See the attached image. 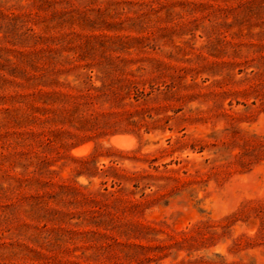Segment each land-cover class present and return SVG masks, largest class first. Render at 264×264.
<instances>
[{
	"label": "rangeland",
	"instance_id": "obj_1",
	"mask_svg": "<svg viewBox=\"0 0 264 264\" xmlns=\"http://www.w3.org/2000/svg\"><path fill=\"white\" fill-rule=\"evenodd\" d=\"M84 46L112 51L68 50ZM45 49L124 64L149 93L127 108L157 122L53 144L42 174L0 163V264H264V0H0V121L15 90L2 80ZM89 154L90 175L78 174ZM108 166L147 196L132 181L133 194L104 196L117 189ZM93 210L117 227L89 223Z\"/></svg>",
	"mask_w": 264,
	"mask_h": 264
},
{
	"label": "trees",
	"instance_id": "obj_2",
	"mask_svg": "<svg viewBox=\"0 0 264 264\" xmlns=\"http://www.w3.org/2000/svg\"><path fill=\"white\" fill-rule=\"evenodd\" d=\"M61 50L45 49L30 54L21 53L23 59H28L25 68L11 67L9 75L13 79L2 80V85H10L15 90H12L13 93L7 99L8 106L2 109L0 128H4L5 131L1 136L3 140L1 147L6 152L0 153V163L9 162L24 169L33 166V173L42 174L48 165L44 154L53 144L69 150L80 143L108 134H135L141 127L148 128L150 124L157 122L142 109L127 108L128 106L132 108L133 102L138 103L149 93H145L135 73L127 71L124 64L112 62L100 67L88 63L80 65L77 59L62 57ZM68 50L78 53L80 59L112 51L103 46L100 48L84 46ZM39 61H42L40 65ZM80 69H85V72L79 71ZM93 71H96L94 77L100 82L99 85L92 81ZM69 75H72V80L68 79ZM150 87L153 88L152 85ZM172 87L174 85H166V90ZM18 88L26 92H18ZM25 148L36 149L33 160L27 159V164L23 161V158L27 157ZM78 160L82 165L78 174L90 175L95 164L93 154L80 157ZM119 170L114 166L103 169L102 175L113 177L112 187L117 186L115 191L104 188L105 193H102L104 196L128 192L123 181H132L135 193L140 192L141 198L147 196L144 193L147 186L145 184L140 187V180L136 174L125 178ZM140 176L146 180L149 175L142 173ZM16 181L19 185L22 183L19 178H16ZM141 204V200L128 201L132 211ZM102 217L99 210H93L89 223L104 224V229L108 230L117 227L109 221L105 222ZM133 231L134 228H126L125 233Z\"/></svg>",
	"mask_w": 264,
	"mask_h": 264
},
{
	"label": "bare ground",
	"instance_id": "obj_3",
	"mask_svg": "<svg viewBox=\"0 0 264 264\" xmlns=\"http://www.w3.org/2000/svg\"><path fill=\"white\" fill-rule=\"evenodd\" d=\"M114 137H112L113 139ZM115 139V138H114ZM112 141V140H111ZM115 145L119 146V147H125L127 145V143L124 140L121 139H116L113 142Z\"/></svg>",
	"mask_w": 264,
	"mask_h": 264
}]
</instances>
